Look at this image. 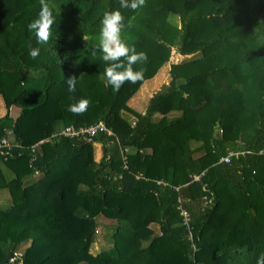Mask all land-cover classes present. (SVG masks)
Wrapping results in <instances>:
<instances>
[{"label": "trees", "instance_id": "1", "mask_svg": "<svg viewBox=\"0 0 264 264\" xmlns=\"http://www.w3.org/2000/svg\"><path fill=\"white\" fill-rule=\"evenodd\" d=\"M50 3L52 35L39 44L28 29L39 0H0V195L10 199L0 205V264H256L264 0H145L135 11L120 0ZM113 10L124 16L121 38L148 57L133 65L143 79L119 90L106 84L98 48L91 55ZM163 66L168 82L145 112L129 107ZM82 98L90 101L83 114L68 111ZM99 122L114 135H55ZM99 228L106 246L93 254Z\"/></svg>", "mask_w": 264, "mask_h": 264}, {"label": "clouds", "instance_id": "2", "mask_svg": "<svg viewBox=\"0 0 264 264\" xmlns=\"http://www.w3.org/2000/svg\"><path fill=\"white\" fill-rule=\"evenodd\" d=\"M40 12L38 17L29 25V31L33 32L37 38V43L47 44L52 35V26L55 23L54 5L50 0H39ZM145 0H120V7L133 11L141 8ZM124 16L119 10L105 12L100 21L98 45L93 47L91 55L96 56L97 48L102 53V60L107 67L104 70L106 84L114 90H119L126 82L136 83L143 79V72L134 70L133 65L138 62L147 61V54L137 52L134 46H129L121 38V30L124 27ZM83 39L87 41V37ZM87 51V49H86ZM39 48H32L29 55L32 58L38 57ZM78 79L71 76L66 80L68 91L75 92ZM90 105L88 99H80L75 105H69L68 111L74 114H83ZM256 264H264V255L257 258Z\"/></svg>", "mask_w": 264, "mask_h": 264}, {"label": "rangeland", "instance_id": "3", "mask_svg": "<svg viewBox=\"0 0 264 264\" xmlns=\"http://www.w3.org/2000/svg\"><path fill=\"white\" fill-rule=\"evenodd\" d=\"M168 70L169 68L167 66H163L160 71L158 72V74L156 76H154L152 79L144 82L140 88L138 89V91L129 99V101L127 102V105L129 107H131L132 109L138 111V112H145L146 108H147V104H148V100L150 99V97L153 96V94H155L158 90H160L165 84H167L168 82ZM7 112V109L5 107L4 101L0 98V116L5 115ZM18 109L13 108L11 110V114L12 115H17ZM124 116L126 118H128L130 121H134V116H132L131 114H126L124 113ZM96 148V154H97V158L99 159L101 157L102 151H101V146L100 145H95ZM1 197H3L0 201V205L3 208H7L10 205V199L6 196L5 193H3L2 195H0ZM100 231L99 235V241L96 242L92 247H91V252L93 254H96L97 252H99L101 250V248L104 246H106V242L104 241L105 235H104V229L103 228H99L98 229ZM103 245V246H101ZM108 246V245H107Z\"/></svg>", "mask_w": 264, "mask_h": 264}, {"label": "built area", "instance_id": "4", "mask_svg": "<svg viewBox=\"0 0 264 264\" xmlns=\"http://www.w3.org/2000/svg\"><path fill=\"white\" fill-rule=\"evenodd\" d=\"M101 132H106L109 135H114V133L111 130H109V128L103 122H99V123H97L95 125H91L89 127L75 128L73 126H69V127H66L65 129H63L62 131H60L59 133L55 134V135H60V136H65V137L92 138ZM225 161H229L228 158H226ZM199 178H200V176H195L194 180H198ZM157 183L162 184V185H168V183L163 182V181H157ZM174 188L176 190H179L178 186H174ZM179 210H180L181 216L183 217L184 224L189 226L190 214L182 206H179ZM189 229H190V227H189ZM189 235L191 238L192 237L191 229L189 230Z\"/></svg>", "mask_w": 264, "mask_h": 264}, {"label": "water", "instance_id": "5", "mask_svg": "<svg viewBox=\"0 0 264 264\" xmlns=\"http://www.w3.org/2000/svg\"><path fill=\"white\" fill-rule=\"evenodd\" d=\"M217 127H219V123L217 124ZM218 135V130L215 131V136Z\"/></svg>", "mask_w": 264, "mask_h": 264}]
</instances>
